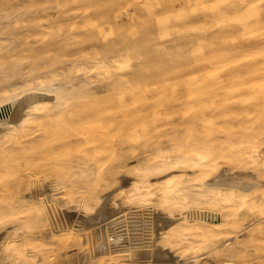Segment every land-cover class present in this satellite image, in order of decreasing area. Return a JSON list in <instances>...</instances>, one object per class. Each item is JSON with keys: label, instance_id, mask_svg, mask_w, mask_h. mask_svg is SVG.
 <instances>
[{"label": "bare ground", "instance_id": "1", "mask_svg": "<svg viewBox=\"0 0 264 264\" xmlns=\"http://www.w3.org/2000/svg\"><path fill=\"white\" fill-rule=\"evenodd\" d=\"M2 8L6 61L44 14ZM131 58L39 67L42 73L13 83L0 72V264H264V120L227 125V110L208 109L215 125L173 130L130 162L119 153L60 158L47 142L75 106L130 70Z\"/></svg>", "mask_w": 264, "mask_h": 264}, {"label": "rangeland", "instance_id": "2", "mask_svg": "<svg viewBox=\"0 0 264 264\" xmlns=\"http://www.w3.org/2000/svg\"><path fill=\"white\" fill-rule=\"evenodd\" d=\"M247 3V8L255 5L252 10L244 9ZM0 5L31 18L44 14L17 41L19 55L14 51L17 56L13 52L0 60L1 74H11L6 76H13L12 83L42 73L45 66H85L119 54L132 56L130 70L75 106V115L48 136L47 142L59 147L60 158H116L119 153L130 162L173 130L190 123L215 125L217 115L210 121L204 113L213 108L228 111L222 118L227 125H261L264 120V0H0ZM235 18L241 25L232 24ZM253 19L255 25H249ZM30 66L32 75L27 73ZM236 99L235 107H222ZM259 244L263 250L264 241Z\"/></svg>", "mask_w": 264, "mask_h": 264}]
</instances>
